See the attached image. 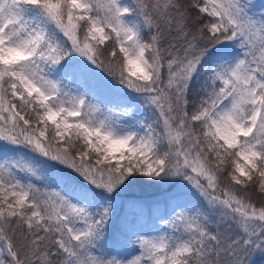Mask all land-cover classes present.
Here are the masks:
<instances>
[{
  "label": "snow or ice",
  "instance_id": "snow-or-ice-1",
  "mask_svg": "<svg viewBox=\"0 0 264 264\" xmlns=\"http://www.w3.org/2000/svg\"><path fill=\"white\" fill-rule=\"evenodd\" d=\"M257 255L264 0H0V264Z\"/></svg>",
  "mask_w": 264,
  "mask_h": 264
},
{
  "label": "rangeland",
  "instance_id": "rangeland-1",
  "mask_svg": "<svg viewBox=\"0 0 264 264\" xmlns=\"http://www.w3.org/2000/svg\"><path fill=\"white\" fill-rule=\"evenodd\" d=\"M142 186V185H141ZM140 185H136V186H133L132 188H130L129 190L130 191H133V190H135V191H137V192H140V189L142 188V189H144L141 193V195L142 196H140V197H137L136 199H142V200H148L147 198H146V194L148 193V192H150L151 193V196H150V199H153L155 196H156V190L155 189H153V188H150V187H148V186H145V185H143V187H141ZM128 190V191H129ZM125 199V198H124ZM125 200H131V199H125ZM258 259H262L263 261H264V257H261V256H259V255H257L255 258H254V261H253V264H257V260Z\"/></svg>",
  "mask_w": 264,
  "mask_h": 264
},
{
  "label": "trees",
  "instance_id": "trees-1",
  "mask_svg": "<svg viewBox=\"0 0 264 264\" xmlns=\"http://www.w3.org/2000/svg\"><path fill=\"white\" fill-rule=\"evenodd\" d=\"M141 186V185H140ZM141 187H143V185L141 186ZM144 189H140V192H137V191H135V190H133V191H127L126 193H124L123 194V199L125 198V199H136L137 197H140V196H142L141 194V192L143 191ZM146 198L148 199V200H151L150 199V196H151V193L150 192H148L146 195ZM257 264H264V261L262 260V259H258L257 260Z\"/></svg>",
  "mask_w": 264,
  "mask_h": 264
}]
</instances>
